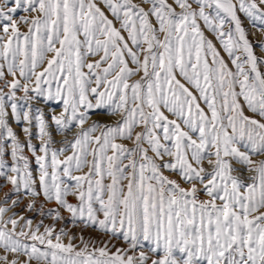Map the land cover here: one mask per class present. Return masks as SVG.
Returning <instances> with one entry per match:
<instances>
[{
    "label": "snow or ice",
    "instance_id": "6c2138e0",
    "mask_svg": "<svg viewBox=\"0 0 264 264\" xmlns=\"http://www.w3.org/2000/svg\"><path fill=\"white\" fill-rule=\"evenodd\" d=\"M244 18L264 33V0H0V264H264Z\"/></svg>",
    "mask_w": 264,
    "mask_h": 264
},
{
    "label": "rangeland",
    "instance_id": "374dc122",
    "mask_svg": "<svg viewBox=\"0 0 264 264\" xmlns=\"http://www.w3.org/2000/svg\"><path fill=\"white\" fill-rule=\"evenodd\" d=\"M243 26L245 27V29L249 33L250 39H252L253 41H255L256 39H258L260 37H264V33H256L255 29L251 26L250 22L246 18L243 19ZM255 51H256L257 55L260 54L259 48H256ZM38 106L43 107V105H38ZM49 107L55 108L56 105L51 104V105H49ZM45 111H47L46 108H45ZM93 119L99 120L101 122H110V120H111L110 117L104 116V115H94ZM13 126H14V128L16 127L15 124ZM16 130L19 131L18 128H16ZM33 133L35 134V129H33ZM57 139H59V137H57ZM33 143L36 144L37 146L39 145V141L37 139H35V135L33 137ZM32 167H33V169H35L36 166L34 163H33ZM245 175H247V174H245ZM173 178H175V177H173ZM0 184H3L2 180H0ZM7 190H8L7 187L0 189V197H3L4 192ZM69 199L72 200L71 197ZM46 207L52 208V207H55V204L49 203L46 205ZM16 211L25 215V216L32 218L34 223L40 219L39 215L35 212H23L22 207L17 208ZM62 214L65 217V219L63 221L57 222L56 227L58 229L60 227H65L66 230H68L70 232V234H75L77 236V239L73 241L74 244H77V245L79 244V236L80 235H83L85 239H95L97 241V243H99L100 241L109 240L108 236L103 235L101 233H98L92 229H83L82 230L80 227L73 228L67 219L68 214L67 213H62ZM44 223L45 224H51L52 221L50 218L46 217V218H44ZM111 243L115 244L117 247H127V245L124 244L120 240H112ZM112 250L115 251V248H113Z\"/></svg>",
    "mask_w": 264,
    "mask_h": 264
}]
</instances>
